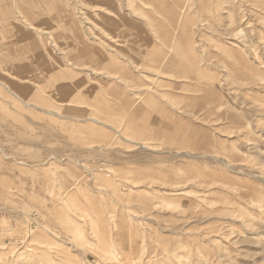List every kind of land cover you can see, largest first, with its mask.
<instances>
[{
	"label": "rangeland",
	"instance_id": "374dc122",
	"mask_svg": "<svg viewBox=\"0 0 264 264\" xmlns=\"http://www.w3.org/2000/svg\"><path fill=\"white\" fill-rule=\"evenodd\" d=\"M0 264H264V0H0Z\"/></svg>",
	"mask_w": 264,
	"mask_h": 264
},
{
	"label": "bare ground",
	"instance_id": "6f19581e",
	"mask_svg": "<svg viewBox=\"0 0 264 264\" xmlns=\"http://www.w3.org/2000/svg\"><path fill=\"white\" fill-rule=\"evenodd\" d=\"M174 19V18H173Z\"/></svg>",
	"mask_w": 264,
	"mask_h": 264
}]
</instances>
